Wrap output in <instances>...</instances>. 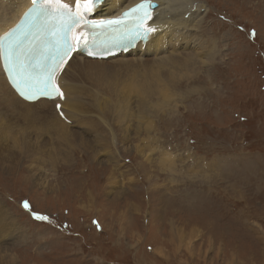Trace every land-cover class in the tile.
Wrapping results in <instances>:
<instances>
[{
  "label": "rangeland",
  "instance_id": "rangeland-1",
  "mask_svg": "<svg viewBox=\"0 0 264 264\" xmlns=\"http://www.w3.org/2000/svg\"><path fill=\"white\" fill-rule=\"evenodd\" d=\"M194 1L215 41L210 76L166 81L165 102L118 97V121L106 112L98 122L99 145L84 123L91 135L72 131L68 150L53 142L34 162L0 160V212L24 231L0 240L15 264H264V0ZM172 44L143 58L162 57L165 71L188 55Z\"/></svg>",
  "mask_w": 264,
  "mask_h": 264
},
{
  "label": "bare ground",
  "instance_id": "bare-ground-1",
  "mask_svg": "<svg viewBox=\"0 0 264 264\" xmlns=\"http://www.w3.org/2000/svg\"><path fill=\"white\" fill-rule=\"evenodd\" d=\"M63 1L70 2V0ZM136 1L138 0H96L93 9L87 12L92 13L96 18L117 15ZM152 1H158L159 4L154 7L155 12L148 24L152 29L148 40L128 52L125 50L107 59L88 58L75 53L59 78L64 99L56 97L51 100L44 98L36 101L24 100L12 88L0 65L1 165L5 160L9 163L22 160L24 158L20 156L22 153L30 155L31 162H34L36 157H32V154L41 153L45 149L43 147L49 143L53 145V142H55L56 151L63 152L61 145H65V149L68 150L70 142L75 141L70 137L73 134L72 131L84 129L82 127L84 123L97 133L95 140L99 145L104 131L97 130L98 122L104 121L106 112H111L112 118L118 121V113L114 111V106L118 111V97L124 101L129 100L126 104H129L131 100L138 104L146 101L150 103L151 100L168 101L171 96L167 93L172 84H175L172 88L176 89L183 80L196 79L200 72L210 76L211 68L214 67L215 41L204 38V34L199 30L207 9L204 8L201 11L202 5L194 0ZM83 4L88 6L87 0H84ZM29 6V0H0V34L15 24L20 14ZM12 35L13 33L10 32L9 36ZM170 43H173L176 51L179 50L182 55L184 52L188 55L182 59L176 57L172 59L167 69H164L165 71L159 69L163 64L162 57L154 59L145 56L143 58L144 50H146L145 55L154 51L155 54L164 52L163 48ZM0 48L2 49L1 45ZM168 51L172 53L174 47L170 46ZM148 66L154 76L151 75ZM127 75H130L132 79L125 82ZM138 76L140 78L136 81ZM89 88L93 90L91 93ZM80 91L82 93L79 94ZM57 104L61 106L59 111L56 108ZM31 116L32 120H30ZM77 126L78 129H76ZM84 131L88 134L85 129ZM30 133H33L34 137H31ZM48 135L53 136L54 139H49L53 137ZM42 137H47L49 140L43 141ZM2 140L11 144L4 145ZM97 145L94 144V146ZM94 146L89 147L93 149ZM13 148H16V153H11ZM48 150L50 154L54 152L50 148ZM167 156L165 163L171 164L172 161ZM32 166L39 170L35 164L32 163ZM37 183L42 186L41 179H37ZM4 220H8L7 227H4L6 223ZM20 230L23 229L14 222L8 212H0V240L10 242L24 233ZM16 258L15 252L11 249L0 250V264H15Z\"/></svg>",
  "mask_w": 264,
  "mask_h": 264
},
{
  "label": "snow or ice",
  "instance_id": "snow-or-ice-1",
  "mask_svg": "<svg viewBox=\"0 0 264 264\" xmlns=\"http://www.w3.org/2000/svg\"><path fill=\"white\" fill-rule=\"evenodd\" d=\"M48 2V0H46ZM59 3V0H56ZM80 0H77L79 4ZM90 3H95L96 0H88ZM35 4L36 0H32ZM63 7L67 8L66 5ZM153 5L150 0H143L142 3L138 4L136 8L130 10L132 13H143V16H138V23H142L145 18L150 19L149 9ZM128 16L129 13H125ZM80 23V18L76 15L69 13L64 18L62 28L60 33L53 31V35H58V40L55 45L49 48L47 54L43 59H38L32 57L31 59L25 55L23 52L9 51L6 53V60L11 65L9 72L10 78L13 83V87L16 89L20 97L26 101H34L39 97H45L48 99H55L59 97L64 99V93L57 84V79L59 73L64 70V65L71 59V54L81 48H88L93 42L89 40V36L95 37V32L86 31H76L73 32L74 26ZM119 19L107 20V21H97L88 24L85 22V28H95L97 26H111L114 24H120ZM151 28H145L143 31H137V35H147L151 32ZM68 33H72L71 39L68 37ZM255 31L251 35L255 36ZM74 42V43H73ZM92 53L89 52V55ZM60 105L57 104L56 108L59 111ZM61 115L63 113L61 112ZM23 208L29 210V203L27 201L23 202ZM32 216L36 220L47 221L48 217L39 215L37 213H32ZM95 223V221H93Z\"/></svg>",
  "mask_w": 264,
  "mask_h": 264
}]
</instances>
